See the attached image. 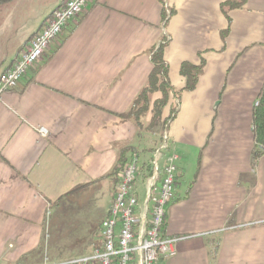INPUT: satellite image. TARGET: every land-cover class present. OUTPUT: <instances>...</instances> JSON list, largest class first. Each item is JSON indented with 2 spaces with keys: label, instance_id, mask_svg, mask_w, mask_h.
<instances>
[{
  "label": "crops",
  "instance_id": "1",
  "mask_svg": "<svg viewBox=\"0 0 264 264\" xmlns=\"http://www.w3.org/2000/svg\"><path fill=\"white\" fill-rule=\"evenodd\" d=\"M64 1L10 51L0 24V74ZM160 46L170 88L152 123ZM201 62L184 90L182 64ZM263 85L264 0H88L0 96V264L38 250L48 218H99L80 242L92 251L121 163L135 153L149 165L162 132L147 130L161 123L178 156L163 232L177 241L156 264H264V154L253 157L252 125ZM135 187L141 203L145 181Z\"/></svg>",
  "mask_w": 264,
  "mask_h": 264
},
{
  "label": "built area",
  "instance_id": "2",
  "mask_svg": "<svg viewBox=\"0 0 264 264\" xmlns=\"http://www.w3.org/2000/svg\"><path fill=\"white\" fill-rule=\"evenodd\" d=\"M87 2L65 0L50 15L44 27L29 39L15 63L0 74V96L17 86L67 23L82 14ZM167 127L165 124L160 144L150 159L149 176L144 179L143 201L139 203L135 187L141 164L134 153L121 170L113 204L100 225L96 247L87 256L69 264H156L158 259L168 260L176 255L177 238L163 232L165 209L174 194L178 160V156L171 152L163 166L159 163L162 152L169 148Z\"/></svg>",
  "mask_w": 264,
  "mask_h": 264
},
{
  "label": "rangeland",
  "instance_id": "3",
  "mask_svg": "<svg viewBox=\"0 0 264 264\" xmlns=\"http://www.w3.org/2000/svg\"><path fill=\"white\" fill-rule=\"evenodd\" d=\"M55 1L56 0H13L1 6L0 24L3 28L2 40L4 49L10 51L12 47L15 48L19 45L26 35H29L31 31L38 27L42 17L48 13V10ZM224 10L226 11V9ZM175 91L179 93L177 94V99L180 100L181 91H178L177 88H175ZM153 129L161 134L164 125L161 123L158 124L157 127L147 130L148 134ZM170 143L169 141L168 144L170 145ZM169 154H171V152L168 149L162 152V158L159 161L161 166H163L165 158ZM176 165H178V162H176ZM181 180L179 176L178 183H183V180ZM48 219L50 228L48 232L45 233L42 246L34 253H29L21 257L19 261L14 264H69L91 253L90 249L86 251L81 250L80 242L83 239V234L87 229L88 223L90 224V222H92V224H95L99 218Z\"/></svg>",
  "mask_w": 264,
  "mask_h": 264
},
{
  "label": "trees",
  "instance_id": "4",
  "mask_svg": "<svg viewBox=\"0 0 264 264\" xmlns=\"http://www.w3.org/2000/svg\"><path fill=\"white\" fill-rule=\"evenodd\" d=\"M13 0H0V7L6 5ZM163 51V46H160L156 52L153 53V56H156L155 61L153 62L152 72L148 79L147 91L149 92L151 88L156 87L157 90H160L163 94V99L160 103H157L152 110L151 122H157L160 120L161 109L166 104L167 98V90L170 87L168 81L166 79V64L161 60V52ZM203 69V62L199 65H190V64H182L180 69V74L185 78L186 85L184 90L193 91L198 82V78ZM153 90V89H151ZM138 114V111L135 112ZM171 119V118H168ZM167 119V120H168ZM253 135H254V150L253 157L258 158L262 154H264V85L262 86L260 93L258 95V106L254 108L253 111ZM126 162L121 163L119 167V172H121L124 164ZM150 164H146L145 166H140L139 172V180L144 181L149 176ZM83 187H77L73 190L72 193L79 191Z\"/></svg>",
  "mask_w": 264,
  "mask_h": 264
}]
</instances>
